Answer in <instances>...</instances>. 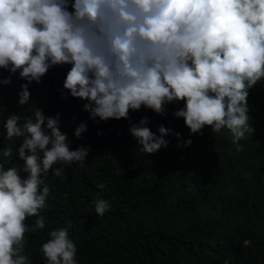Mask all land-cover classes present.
<instances>
[{"label": "clouds", "instance_id": "obj_1", "mask_svg": "<svg viewBox=\"0 0 264 264\" xmlns=\"http://www.w3.org/2000/svg\"><path fill=\"white\" fill-rule=\"evenodd\" d=\"M57 65H71L63 87L87 101L94 121L129 119L142 106L164 114L166 104L183 101L174 116L192 134L206 125L215 134L227 129L242 151L240 141L254 131L249 90L264 81V0H0V69L27 81L20 106L30 104L29 85ZM0 83L10 84L11 76ZM21 120L14 113L4 123L6 140L21 138V146L0 150L5 163L14 152L24 161L7 169L0 163V264H31L22 254L25 234L46 226L40 210L50 195L49 171L61 177L65 165H83L91 150H70L58 114L35 107ZM148 123L144 117L129 131L141 151L154 154L168 147L172 130L161 125L157 135ZM86 131L80 123L76 138ZM175 135L178 147L192 144ZM94 204L99 216L111 209L106 199ZM32 216L35 227L25 223ZM48 235L45 264H78L67 228Z\"/></svg>", "mask_w": 264, "mask_h": 264}, {"label": "trees", "instance_id": "obj_2", "mask_svg": "<svg viewBox=\"0 0 264 264\" xmlns=\"http://www.w3.org/2000/svg\"><path fill=\"white\" fill-rule=\"evenodd\" d=\"M70 68L54 66L40 83L33 81L27 106L18 103L27 81L0 69V81L11 76L10 84L0 83V150L23 142L6 140L7 118L20 114L23 122L35 107L45 116L59 115L70 150L91 149L83 165H65L63 176L49 171L50 195L40 210L46 226L25 234L22 254L31 264H45L41 246L59 228H67L76 244L78 264H264V81L249 90V123L255 128L238 151L227 129L215 134L206 125L192 134L184 119L174 116L183 101L166 104L164 114L142 106L130 110L129 119L94 121L84 110L87 101L63 87ZM144 117L157 135L161 125L172 130L167 148L154 154L140 150L129 129ZM82 122L87 131L77 139ZM176 133L192 144L178 147ZM0 163L7 169L24 161L14 152ZM98 198L111 204L103 216L95 213ZM36 219L25 223L35 227Z\"/></svg>", "mask_w": 264, "mask_h": 264}, {"label": "rangeland", "instance_id": "obj_3", "mask_svg": "<svg viewBox=\"0 0 264 264\" xmlns=\"http://www.w3.org/2000/svg\"><path fill=\"white\" fill-rule=\"evenodd\" d=\"M251 126H252L253 128H255V125H252V124H251Z\"/></svg>", "mask_w": 264, "mask_h": 264}]
</instances>
